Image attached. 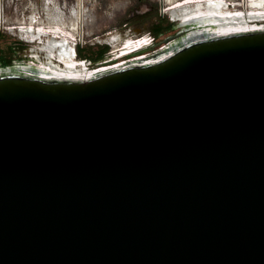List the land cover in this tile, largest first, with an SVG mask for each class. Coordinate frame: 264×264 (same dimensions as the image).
<instances>
[{
    "label": "water",
    "instance_id": "water-1",
    "mask_svg": "<svg viewBox=\"0 0 264 264\" xmlns=\"http://www.w3.org/2000/svg\"><path fill=\"white\" fill-rule=\"evenodd\" d=\"M0 264H264V31L0 80Z\"/></svg>",
    "mask_w": 264,
    "mask_h": 264
},
{
    "label": "bare ground",
    "instance_id": "bare-ground-1",
    "mask_svg": "<svg viewBox=\"0 0 264 264\" xmlns=\"http://www.w3.org/2000/svg\"><path fill=\"white\" fill-rule=\"evenodd\" d=\"M162 3V10L169 12L172 19L178 21V27L186 32L162 51L117 63L123 56L142 54L140 49L150 45L152 38L146 35L133 37L130 29L111 32L106 38L113 44L111 55L100 65L90 67L86 61L75 57L77 51L73 40L81 23L85 24L83 19L73 14L65 16L57 10V15L61 16L58 21H52L50 16L48 21V17L31 19L30 26L38 29L27 31L23 36L29 41L40 38L41 42L30 45L26 61L0 66V80L16 78L46 84L91 81L129 70L158 67L205 41L264 31V0H162ZM97 38L99 42L103 41V38Z\"/></svg>",
    "mask_w": 264,
    "mask_h": 264
},
{
    "label": "rangeland",
    "instance_id": "rangeland-1",
    "mask_svg": "<svg viewBox=\"0 0 264 264\" xmlns=\"http://www.w3.org/2000/svg\"><path fill=\"white\" fill-rule=\"evenodd\" d=\"M66 1V6L69 9H78V6H80L81 12L79 15L73 14V16L75 15L77 18L83 19L84 23L88 24L86 30L89 33H93L87 37L88 44L78 47V52L81 56L91 59V65H88L90 67L97 66L96 64L104 60L108 55H111L113 44L106 39L111 32H123L130 29V35L133 37L146 35L152 38L150 45L140 49L143 50L142 54L129 58L123 56L117 59V62L121 63L161 50L167 43L177 39L179 37L178 33L181 30L178 27V21L173 20L169 12H162V0ZM16 6L19 13L25 10L27 14H32L34 11L36 15H41L43 11V18H45L44 11H47V21L51 18L52 21L54 19L58 21L61 16L57 15V10L58 6L63 8V0H18ZM82 6L85 8V11L81 9ZM87 8L88 12L86 11ZM52 11L53 13H50ZM51 14L53 16L56 14L57 16L52 17ZM67 15L70 14L67 13ZM94 36L96 37L94 38ZM97 36L103 38V41L99 42ZM29 47V43H24L17 37L0 31V48L2 49L0 53V66L15 64L18 61H26L28 59ZM102 54L103 57L98 59Z\"/></svg>",
    "mask_w": 264,
    "mask_h": 264
},
{
    "label": "built area",
    "instance_id": "built-area-1",
    "mask_svg": "<svg viewBox=\"0 0 264 264\" xmlns=\"http://www.w3.org/2000/svg\"><path fill=\"white\" fill-rule=\"evenodd\" d=\"M17 1L18 0H5V2H3V0H0V31L15 36L19 40L23 41L24 43H29L30 45L35 42L40 43L41 42L40 38H36L34 41H29L26 37L23 36V34H26L27 31L31 32L38 29L37 27L36 28L31 27L29 22L31 21V19H42L43 11L41 15H36L34 11L32 14L29 13L27 14L25 10L19 13L18 7L16 6ZM66 2H67L66 0H63V8L58 6V11L62 12L65 16H69L67 15V13H69L70 15L72 14L79 15L80 6H78V9H69L66 6ZM81 9L84 10L85 8L82 6ZM86 11L88 12V8ZM162 12L164 13L166 12V10L165 11L162 10ZM44 14L46 17L47 11H44ZM87 25L88 24L81 23L80 27L78 28V32L76 33V37L73 40V42H75V47L77 51V55L75 57L78 58H80L78 56V47L79 46L83 47L86 44H88L87 37L88 35L90 36L93 34V33H89V31L86 30ZM95 37L96 36H94V38ZM42 38L45 39L44 36ZM55 60L58 61V58H55ZM83 60L86 61L88 65L91 63L89 59H83Z\"/></svg>",
    "mask_w": 264,
    "mask_h": 264
},
{
    "label": "trees",
    "instance_id": "trees-1",
    "mask_svg": "<svg viewBox=\"0 0 264 264\" xmlns=\"http://www.w3.org/2000/svg\"><path fill=\"white\" fill-rule=\"evenodd\" d=\"M1 52H2V49L0 48V53H1ZM78 56H79L81 59H85V58H87V57H85V56H81V55L79 54V52H78ZM102 57H103V54L99 56V58H102Z\"/></svg>",
    "mask_w": 264,
    "mask_h": 264
},
{
    "label": "flooded vegetation",
    "instance_id": "flooded-vegetation-1",
    "mask_svg": "<svg viewBox=\"0 0 264 264\" xmlns=\"http://www.w3.org/2000/svg\"><path fill=\"white\" fill-rule=\"evenodd\" d=\"M85 59H88V58H85ZM98 59H101V58H98ZM91 61V59H89ZM10 65H14V64H10Z\"/></svg>",
    "mask_w": 264,
    "mask_h": 264
}]
</instances>
